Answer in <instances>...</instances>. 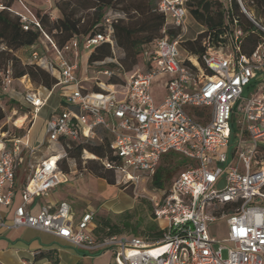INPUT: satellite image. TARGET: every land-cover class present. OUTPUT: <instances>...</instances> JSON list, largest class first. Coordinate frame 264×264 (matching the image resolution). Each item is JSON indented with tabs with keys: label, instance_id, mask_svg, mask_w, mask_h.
<instances>
[{
	"label": "built area",
	"instance_id": "2783aa9c",
	"mask_svg": "<svg viewBox=\"0 0 264 264\" xmlns=\"http://www.w3.org/2000/svg\"><path fill=\"white\" fill-rule=\"evenodd\" d=\"M238 2L263 32L252 50L244 49L247 32L233 15L231 30L226 29L217 41L204 37L201 54L189 52L184 46L187 0H157L167 22L145 51L146 66L126 74L121 83L102 82L99 90L85 86V79L78 77V63L67 57L71 50L79 55V38L59 47L43 32L55 58L38 50L32 58L57 78L54 87L60 88L64 107L46 119L44 137L37 143L26 136L6 138L3 133L0 137L3 205L14 200L21 156L27 151L29 158L34 157L45 142L48 147L67 139L103 143L104 156L83 149L82 169L96 160L124 185L152 181L165 154H181L186 163L152 198L153 219L165 223L159 239L126 233L97 236L91 228L94 212L86 211L75 223L67 201L31 212L29 205L38 195L47 196L68 183L71 173L82 174L76 165L68 172L62 169V161L69 159L65 150L30 165L21 188L22 202L11 222L0 221V226L33 227L77 247L109 251L117 264H264V25L247 11L243 0ZM26 9L27 14L16 12L24 28L30 21L40 27L37 14ZM115 17L105 19L104 31L85 37L83 47L91 52L101 42H109L115 48L111 26ZM17 78L25 86L33 124L53 89L43 96L32 87L28 74ZM15 79L11 68L1 71L0 105ZM157 79L156 87L163 88L158 102ZM16 121V126H23ZM219 218L227 221L223 239L210 232V224Z\"/></svg>",
	"mask_w": 264,
	"mask_h": 264
},
{
	"label": "trees",
	"instance_id": "16d2710c",
	"mask_svg": "<svg viewBox=\"0 0 264 264\" xmlns=\"http://www.w3.org/2000/svg\"><path fill=\"white\" fill-rule=\"evenodd\" d=\"M244 1L258 15L264 11V0ZM14 2L15 0H7L5 4H0V45L4 47L0 50V55H8L13 62L20 65L16 72L17 77L28 74L35 83L48 89L56 85L57 78L50 70L37 64L32 58V53L35 50H38L41 55L44 54V51L37 46L43 32L53 35L57 45L63 47L72 38L84 39L94 33L104 31L106 28L105 19L113 14L116 16L111 23L114 30L115 45L125 52L123 64L126 74H129L137 70L131 69L137 64L138 56L141 53L143 55V68L146 66L145 51L151 48L146 49V46L151 45L161 35V30L167 22L165 14L158 10L157 0H62L57 6L60 10L58 17L51 20L48 13L37 12L40 27L30 21L28 29H25L21 16L12 10ZM186 4L195 20L206 28L194 40L185 41L184 46L191 53L201 54L204 51L202 46L204 37L210 36L217 41L219 35L226 29L231 30L233 15L238 18L239 25L247 32L244 48L246 51L252 50L263 34L259 27L242 13L243 11L242 14L239 13L238 0H231V2L226 0H187ZM81 8L93 9V12L87 17H78V9ZM21 47L29 49V61L24 65L21 64L18 57L12 54L13 51ZM113 50L114 48L109 42H101L95 46L89 55L88 63L93 64L111 57ZM111 65L115 66L114 63ZM109 83L116 84L118 82L111 79ZM4 117L5 113L0 109V120ZM64 147L68 157L70 155L73 159H79L80 167V156L84 148L100 156L105 154L103 143H80L67 139L64 141ZM95 163L88 162L86 171L98 174L110 184H114L115 173ZM185 163L186 159L179 153L169 152L165 154L152 178V185L155 187L168 185L173 179V174L181 169ZM61 167L66 172L70 170L68 167L62 166V163ZM121 224L124 227H131V224L126 221H122ZM92 231L97 236L125 233L109 217L97 215ZM131 235L145 236L156 240L161 237L162 228L156 224L149 225L142 232L134 228Z\"/></svg>",
	"mask_w": 264,
	"mask_h": 264
},
{
	"label": "rangeland",
	"instance_id": "374dc122",
	"mask_svg": "<svg viewBox=\"0 0 264 264\" xmlns=\"http://www.w3.org/2000/svg\"><path fill=\"white\" fill-rule=\"evenodd\" d=\"M7 0H0L1 3H6ZM62 0H15L13 3L14 6L20 7V5L24 6L25 10L26 6L31 7L32 10L38 13H48L51 20L55 19L60 15V10L57 7ZM244 6L249 12H254V16L256 17L257 21L264 25V11L261 15H258L247 3L244 1ZM51 9H56L55 14L51 13ZM240 14H244L247 18L249 16L243 11L242 7L239 4ZM237 9V10H239ZM78 17H87L92 14L93 9H85L81 8L78 9ZM243 11V12H242ZM25 12V11H22ZM242 12V13H241ZM250 19V18H249ZM187 25L189 32L187 33L188 37H194L197 32L201 29V25L188 14L187 17ZM53 39L54 36L49 34ZM46 45L49 47L47 50ZM38 48L46 52V55L50 57H54V50L50 47L48 40L45 36H42V41L39 40L37 44ZM152 44L147 45L146 49L151 47ZM250 47V46H248ZM4 47L0 45V50ZM150 49V48H149ZM13 55L18 57L21 61V64L24 65L26 62L29 61V49L21 47L12 52ZM184 54H186L184 52ZM125 56V52L122 48L115 45L113 50V55L111 57H107L105 60L100 62H94L93 64H87V49L83 47V44L80 47V55H79V74L81 77L85 78L83 82L88 89L97 90L102 85V82H109L111 79L117 80L118 83L123 82V79L126 76L125 66L123 64V58ZM84 57V60H83ZM83 60V61H82ZM111 63H114L115 66H112ZM143 55L142 53L138 56L137 64L131 69H139L143 68ZM20 65L13 62L12 58H9L8 55H0V90L2 89L1 85V71L7 68H11L13 72V76L16 78L11 84V91L10 93H4L2 103L0 105V109L4 111L5 117L0 120V128H1V135L5 133L6 138H12L13 136L23 137V136H30V140L32 142L40 141L43 139L42 131L45 126V119L48 115H51L53 112L59 111L64 107V103L61 97L57 94H53L49 100L47 101L46 105L41 109L37 118L35 119V125L33 129L30 130L32 125V107L27 105L24 100L25 95V86L18 80L16 76V72L19 70ZM106 71L108 73H106ZM109 73L111 75L109 76ZM32 80V79H31ZM32 87L38 89L43 96H46L47 89L43 85H39L32 80ZM112 84V83H110ZM154 87V95L156 97V101L158 102L161 100L163 94L160 93L158 90L157 84L158 79L155 81ZM163 92V91H161ZM246 94V93H245ZM27 115V118L21 123L23 124L22 127H18L15 124V121L20 116ZM20 125V124H18ZM93 144L98 143V141H93ZM64 145V144H63ZM57 148L62 149L60 144L54 145ZM50 151H55L52 148L48 147V143L45 142L42 145L34 157L29 158L25 157V162L18 167L17 173L20 175L19 179L22 183L27 180L28 175L31 171V164L35 163L40 158L46 157L49 155ZM68 161H62V166L70 168H74V164L79 169V172H82L81 175H70V180L74 183L73 191H75V195L72 194L66 200L71 204L73 210H83V209H91L97 216H104L109 217L113 223L118 224L126 234H133V229L136 228L138 231L142 232L146 229L149 225L156 224L157 226H164V222L162 221H154L152 216L153 210V200L152 198L156 195H159L160 190H165L168 185H163L161 187H155L152 185L151 180L147 179V182H143L140 185L128 184L124 185L123 183L119 182L118 177L115 175V183L113 187L108 186L107 190H104L101 186L98 185V182L101 181L102 178L98 174H94L89 171L83 170V163L82 158L81 160V167L79 164L78 158H71L69 155ZM97 163L101 165L96 160H90L89 163ZM95 163V164H96ZM101 167V166H100ZM103 169V168H102ZM83 170V171H82ZM180 170V169H179ZM177 170L173 174V178L179 172ZM107 181V180H106ZM108 182V181H107ZM109 183V182H108ZM110 184V183H109ZM225 182H222L220 186H223ZM63 185L59 186L58 189L61 190ZM78 195V197L76 196ZM74 218H75V211H74ZM122 221L129 222L131 227H124L121 223ZM77 222V221H76ZM210 232L211 235L216 237L217 239H223L227 237L228 228H227V221L225 218H219L217 221L212 222L210 224ZM224 257L227 256V251L224 250L223 252ZM92 260H88V262L92 264H117L115 257L112 255L111 252L105 251L102 255H92Z\"/></svg>",
	"mask_w": 264,
	"mask_h": 264
},
{
	"label": "crops",
	"instance_id": "0c3cea01",
	"mask_svg": "<svg viewBox=\"0 0 264 264\" xmlns=\"http://www.w3.org/2000/svg\"><path fill=\"white\" fill-rule=\"evenodd\" d=\"M29 9L33 13L37 14V12H35V10H32L31 7H29ZM12 10L15 12L27 14V11L22 5H20V7L18 8L14 6L13 4ZM22 11H25V12H22ZM51 11H52L51 13L55 14L56 9H51ZM189 15L192 16L190 12H189ZM205 29L206 28L203 25H201V29L199 30V32H197V34L194 37L187 36V39L194 40L195 38H197L199 33L204 31ZM188 32H189V29H188ZM42 36L43 35H41L39 38V40L41 41H42ZM79 40H80V44L82 45L84 39L79 38ZM46 48H47V45H46ZM182 50L184 52H187L184 49ZM91 52L87 50V59H86L87 64H88V59H89V55L91 54ZM44 54H47V53L44 52ZM79 55H80V49H79ZM79 55L76 56L73 50L67 52V57L71 61L78 63V71H79V64H80L78 60ZM83 60H84V57H83ZM78 77L81 79H85L84 77L80 76L79 72H78ZM56 88H57V94L62 99L60 88L54 87V86L51 89H47L48 92L46 96L49 95L52 89L53 91L49 95V98L53 94H56V91H55ZM158 90L160 91L161 94H163V92H161L163 91V88L158 87ZM10 91H7V93H10ZM49 116L50 115H48L47 118ZM47 118H44V119L46 120ZM34 125H35V121L31 125L30 130L33 129ZM27 137H28V140L32 142L30 140V136L27 135L26 138ZM42 137H44L43 133H42ZM37 142L38 140L32 143H37ZM56 144L57 145L60 144L62 149L54 146ZM63 144H64V141L62 143H57V142L52 143L49 146V148H52L53 150H55L53 152H64L65 147ZM25 157H28L27 151H25L23 155L21 156L18 167H21V165L25 162L26 160ZM88 173L90 174V172ZM71 174L77 175L76 173H71ZM19 177L20 175L16 172L15 196H14L13 202L10 205L0 204V221H5L7 223L11 222L15 214L16 207L22 202L21 188L24 183L20 181ZM99 179H101V181L98 182V185L101 186L104 190H107L109 188L108 186H111V187L115 186L113 184H109L104 178H99ZM61 185H63V187L61 190H59L58 187ZM61 185L54 188L47 196L38 195L35 199V202L29 205L31 212L37 213L40 210L42 205H46V204L52 205V206L58 205L61 201H66L68 197H70V195L72 194L75 195L74 193L75 191H73L74 183L71 180L68 183L61 184ZM76 196L78 197V195ZM88 210H91V209H83V210L77 209L76 210L75 208V210H73L75 211V220H74L75 223H78L79 220L82 218L83 214ZM95 216L96 214L94 213V219L91 224V228L95 226ZM158 227H160V225ZM103 253L104 252L98 251V250H89V249L77 247L64 238H61L52 233L46 232L44 230L36 229L33 227L13 228V227L0 226V264H25V263H30V264H92L90 263L91 261L88 262V260H92L91 256L92 255H102Z\"/></svg>",
	"mask_w": 264,
	"mask_h": 264
},
{
	"label": "bare ground",
	"instance_id": "6f19581e",
	"mask_svg": "<svg viewBox=\"0 0 264 264\" xmlns=\"http://www.w3.org/2000/svg\"><path fill=\"white\" fill-rule=\"evenodd\" d=\"M24 121V116H20L18 119H17V124H20L21 125V123ZM2 133L0 132V135H1Z\"/></svg>",
	"mask_w": 264,
	"mask_h": 264
},
{
	"label": "water",
	"instance_id": "95a60500",
	"mask_svg": "<svg viewBox=\"0 0 264 264\" xmlns=\"http://www.w3.org/2000/svg\"><path fill=\"white\" fill-rule=\"evenodd\" d=\"M247 15H248V13L247 12H245Z\"/></svg>",
	"mask_w": 264,
	"mask_h": 264
}]
</instances>
